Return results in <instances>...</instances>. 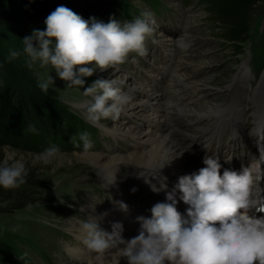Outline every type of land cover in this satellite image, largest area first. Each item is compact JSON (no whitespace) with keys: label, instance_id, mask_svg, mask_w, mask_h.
Segmentation results:
<instances>
[{"label":"rangeland","instance_id":"rangeland-1","mask_svg":"<svg viewBox=\"0 0 264 264\" xmlns=\"http://www.w3.org/2000/svg\"><path fill=\"white\" fill-rule=\"evenodd\" d=\"M120 1L124 8L113 12L103 2L114 3L115 0H91L89 17L95 16L107 22L114 15L124 21L134 18L142 11H150L155 18V31L146 41L147 54L139 56L131 53L122 64L104 70L97 68L91 76L83 77L86 81L84 85H70L50 65L45 68H40L39 65L29 68L25 57L18 61L21 65L11 67L9 72L1 76L0 86L5 84L8 77H32L38 80L37 73L51 71V75L55 77V85L49 87L58 93L59 100L68 107L74 119L79 120L88 130L93 141L91 153L102 154L107 159L128 157L133 149L129 140L115 137L112 133L121 126V120L128 121L138 133L147 131L143 134L145 138L155 130L152 122L157 120L152 107L156 105L155 93L158 92L165 105L174 113H189L183 120L184 123H178L174 129H183L186 134L194 133L207 148L202 151L203 155L207 150L208 154L233 155L234 150L241 149V145L248 149V143L257 139L251 113L244 121L243 133H236L233 130L235 122L230 120L224 128L223 136L209 140V135L215 131L216 124L213 122L220 110L243 108L246 104L254 103L264 77V64L260 70L257 67V74L255 67H252L257 58L264 57V2L246 13V31L240 33L239 42L224 38L234 21L225 15L230 10L228 0H191L188 6L184 5V0ZM190 6L194 7L195 12L190 13L189 9H185ZM181 36L191 41L188 49L178 47L177 39ZM239 46L240 51L235 52ZM241 62L245 63L249 76L243 82H236L234 78L244 64ZM98 77L117 81L132 96L130 103L116 119L93 122L88 118L87 107L91 96H85L84 89ZM177 79H181L189 86L188 89L193 90L192 102L178 99L175 84ZM182 93L186 94V89ZM139 105L142 108L137 110ZM196 110H203L199 113H207L210 118L200 123L192 121L190 114H194ZM203 127L206 133L202 130ZM197 129L199 131L196 133ZM188 141L190 139L185 140L183 149L189 152V148L185 147ZM52 144L60 146L59 156L51 164L38 162L33 165L32 159ZM148 146L149 143H146L145 147ZM81 151L82 148L76 147L68 139L63 143L49 142L37 150L0 145V160L5 157L10 160L23 158L30 169L28 174L33 175L30 187L23 192L26 194L24 201L31 203L12 211H0V240L19 253L18 259L14 261L5 262L0 257V264H70L76 260L69 248H84L83 242H78V232L74 228L76 224L81 225L80 222L87 216L86 211H81V208L84 209L87 204L98 206L103 202L112 203L115 197L111 185H108L109 182L103 176L95 181L88 178L94 174L93 170L99 168V164L90 157H82ZM191 162H195L192 157ZM177 200V209L186 215L185 210L189 205L179 199V191ZM8 204L10 201L4 199L1 206L9 208ZM121 218L124 219V215ZM96 254L98 253L94 252L92 255Z\"/></svg>","mask_w":264,"mask_h":264},{"label":"clouds","instance_id":"clouds-1","mask_svg":"<svg viewBox=\"0 0 264 264\" xmlns=\"http://www.w3.org/2000/svg\"><path fill=\"white\" fill-rule=\"evenodd\" d=\"M44 23L45 29H33L22 38L23 48L10 49L7 58L25 55L29 68L50 65L70 85H84L83 77L91 76L97 68L122 64L131 53L147 54L146 41L155 31V18L147 10L130 20L121 21L113 15L106 22L95 16L85 19L71 8L58 5ZM177 44L188 49L191 41L181 36ZM37 76L42 91L55 85L51 71ZM84 95L91 96L87 113L93 122L118 118L132 100L117 81L105 77L95 79L84 89ZM73 143L82 148V157H88L93 149L87 131ZM60 153V146L52 144L31 162L51 164ZM203 164L192 173L180 175L166 191V199L152 205L150 216L136 217L140 222L137 235L124 237L121 221L113 222L108 231L100 225L102 216L89 214L81 222L83 244L101 253L115 249L129 264H264V155L255 166L241 163L239 168L223 167L218 154H206ZM29 171L23 158L5 157L0 160V186L19 187ZM115 172L108 185L115 182ZM152 176L159 184L149 176L145 180L153 191L169 188L166 175L158 172ZM178 191L179 199L189 205L186 215L176 207ZM116 203L128 210L124 201Z\"/></svg>","mask_w":264,"mask_h":264},{"label":"bare ground","instance_id":"bare-ground-1","mask_svg":"<svg viewBox=\"0 0 264 264\" xmlns=\"http://www.w3.org/2000/svg\"><path fill=\"white\" fill-rule=\"evenodd\" d=\"M240 70L241 71L234 78V81L236 82H243L249 76L244 64L240 67ZM175 84L178 89V98L182 101H191V93L193 90L188 89L189 86L186 83H183L181 79H177ZM185 89L186 94H183L182 91ZM155 94L156 105L152 108L157 122H152L155 130H150L151 133L148 137L145 138L143 136V134L147 133V131H142L143 134L141 132L138 133V131H136L126 120H121V126L112 131L115 137H120L123 140H129V144L133 149L129 153L128 157H113L111 159H107V157L99 153H90L88 156L99 164V168L93 170L94 174L90 175V177H88L89 179L92 178L95 181L103 176L106 179L105 181L110 182L113 173L116 170L117 171L115 172V182L110 184L115 196L113 197V202H103L98 206L87 204L84 206V211H86L87 215L92 214L95 216H102L100 225L102 228H108L109 230H112L113 222H123V235L126 238H131L138 234L140 222H135L136 217L141 214L150 216V208L152 205L158 201H164L166 199V191L171 189L180 175L192 173L200 168L196 162H191L188 150L185 151L183 149V143L186 137H191L195 134H182L179 130L174 129L175 124L179 122L182 117L172 114L174 112L168 105H165L161 94L159 92ZM139 107L137 110L142 108L141 105H139ZM251 108L254 113V119L257 124L256 126L259 127L262 125V122H264V77L259 90L256 92L254 104L253 106H250V109ZM241 112H246V108L243 107L236 109L234 107H230L220 110L216 114L217 117H215L213 122L216 124L213 135L219 136L221 132H224L225 126L223 124L227 121V119H233L237 122L239 125L236 124V128L240 129V125L243 121ZM206 114L207 113H196L195 117L192 119L201 120L208 116ZM180 123L182 124L184 122L181 121ZM202 130L204 131L205 127H203ZM197 131H199V129L195 130L196 133ZM146 143H149L148 147H145ZM230 158L233 160V157ZM168 160L171 161L167 162ZM220 162L222 163V161ZM164 163L165 165L160 168ZM158 172L168 177L167 183L169 188L156 192L153 191L149 183L146 182L145 177L149 176L154 183L159 184L157 177L152 176L158 174ZM133 188L136 190L133 191ZM121 200L127 203V211L122 210L119 207V204L116 203V201ZM123 215L124 219L121 218ZM76 225L77 226L74 228L78 232V242H81L83 236L82 228L81 225ZM82 246H84L83 250H74L73 248H69L72 256L76 258V260L70 262V264H129L127 258L123 256L120 257L119 252L115 249L101 253L91 250L83 244ZM94 252H97L98 254L95 256L92 255Z\"/></svg>","mask_w":264,"mask_h":264},{"label":"trees","instance_id":"trees-1","mask_svg":"<svg viewBox=\"0 0 264 264\" xmlns=\"http://www.w3.org/2000/svg\"><path fill=\"white\" fill-rule=\"evenodd\" d=\"M90 1L0 0V79L11 67H18L17 64H20L18 61L26 57L21 55L9 60L7 58L9 50L22 49V38L33 29H45L44 21L51 11L58 5H64L87 19L90 15ZM228 1L230 10L225 15L234 21L232 27L227 30L228 33L224 34V38L229 41L239 40L240 33L246 31L244 27L246 13L264 0ZM103 4L113 12L124 8L120 0ZM240 48L241 46L237 47L235 52L240 51ZM4 83L0 86V145L37 150L49 142L78 140L81 132H88L79 120L74 119L71 111L59 100L58 93L51 87L47 92L42 91L38 87V80L32 77L23 79L8 77ZM32 176L28 174L26 182L17 188L0 186V211H12L31 203L24 201L26 194L23 192L30 187ZM4 199L10 201L9 208L1 206ZM21 199L23 202H20ZM18 254L0 240V257L5 262L17 260Z\"/></svg>","mask_w":264,"mask_h":264}]
</instances>
